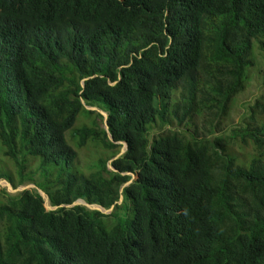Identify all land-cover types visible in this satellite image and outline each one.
Here are the masks:
<instances>
[{
  "label": "trees",
  "instance_id": "16d2710c",
  "mask_svg": "<svg viewBox=\"0 0 264 264\" xmlns=\"http://www.w3.org/2000/svg\"><path fill=\"white\" fill-rule=\"evenodd\" d=\"M259 55L264 0H0V264H264Z\"/></svg>",
  "mask_w": 264,
  "mask_h": 264
},
{
  "label": "rangeland",
  "instance_id": "374dc122",
  "mask_svg": "<svg viewBox=\"0 0 264 264\" xmlns=\"http://www.w3.org/2000/svg\"><path fill=\"white\" fill-rule=\"evenodd\" d=\"M264 67V58L263 56L259 55V62L257 64V67L255 69H253L251 71L250 77H251V82L249 81L245 91L242 92L241 94L237 95V97H235V101L233 103V106L231 108V113H230V117L228 120H226L225 122L221 123V126L217 132H222L223 130H227L230 129L233 125L237 124V122L239 121L241 115L246 111L247 107L249 104H252L254 102V100L257 97H260L261 95H264V76L262 75V72L260 71V68ZM110 153L108 151H102L101 154L99 156L95 157V161H97L96 159H98L99 157H107L109 156ZM87 156H88V151L87 150H82L81 151V164L85 163V161L87 160ZM90 160V159H89ZM6 161V160H4ZM93 161V162H95ZM85 166V164H84ZM0 181H6L5 179H0ZM32 185H34L33 183H29L27 185H23V186H28V188H34L32 187ZM20 186V187H23ZM0 187H6L0 184ZM18 187V188H20ZM19 190L16 191H10L11 193H16ZM47 208H49V206L47 205Z\"/></svg>",
  "mask_w": 264,
  "mask_h": 264
},
{
  "label": "water",
  "instance_id": "95a60500",
  "mask_svg": "<svg viewBox=\"0 0 264 264\" xmlns=\"http://www.w3.org/2000/svg\"><path fill=\"white\" fill-rule=\"evenodd\" d=\"M125 149L122 151L124 152ZM0 184L3 185V186H6L8 188L9 191H16V190H23L25 188H28V186H23V187H20V188H17V189H14L10 183H8L7 181H0ZM32 187H36V185H32ZM39 192L40 194L44 197L45 201H46V205L49 206L50 209H55L56 207H52L50 204H49V200H48V197L46 195V193L42 190L39 189ZM85 204L86 206H88L89 208H93V209H99L100 211L104 212V213H109L111 210H106L104 209L103 207L99 206V205H96V204H88V203H85L84 201L82 200H79L76 202V204Z\"/></svg>",
  "mask_w": 264,
  "mask_h": 264
}]
</instances>
